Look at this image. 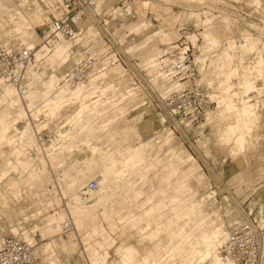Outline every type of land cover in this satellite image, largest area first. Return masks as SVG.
<instances>
[{
  "label": "rangeland",
  "instance_id": "374dc122",
  "mask_svg": "<svg viewBox=\"0 0 264 264\" xmlns=\"http://www.w3.org/2000/svg\"><path fill=\"white\" fill-rule=\"evenodd\" d=\"M15 1H19L20 9L13 6L12 2L6 4V1L0 0V46L15 45L25 48L33 38L37 40L34 49L36 60L31 64L37 66L31 68L35 72L28 69L30 83L34 75L50 67V64H54V68L58 67L52 60L53 56L58 57L64 51H69V60L79 63L89 54L87 49L83 51L82 48L74 54L75 48L71 47L74 39L60 35L53 37L56 38L55 41L39 50L46 43L45 36L50 33L57 4L50 0V10L46 11L47 7L41 0ZM145 1H151L149 5H143L146 9L141 7L142 0L128 1L124 7L128 10L123 13L117 4L112 8L114 0H96L97 10L102 11L103 4L106 3L107 10L114 13L115 10H120L118 13L123 14L122 28H112L113 35L117 36L119 42L117 49L123 65L115 60L113 53H106L104 43L98 40L97 48L103 44L99 51L104 53L84 83L98 74L97 70L104 66L106 71L112 69L115 76L112 79H103L98 84L102 89L104 86L107 88L101 96L103 99L118 90L119 93H125L129 88L134 89L130 95L126 93L127 96L118 106L111 109L112 114L111 111L105 112L104 115L90 120V125L106 124L108 116L116 112V118L113 116L110 124L97 132L98 139L89 140L91 144L100 140L96 150L82 144L79 137L83 134H79L74 139L77 147H74L70 155L62 154L53 160L51 158L52 161L48 163H40L37 154L29 155L31 144L34 143L33 133L21 145L9 144L7 140L0 144V169L5 167L3 163L9 164L13 170L11 176L19 180L22 189L21 197L17 201L7 199L4 206L0 201V243L5 237L24 240V234L27 233L32 237L34 249L38 250L39 256L44 260L42 262L38 256L35 264H49L47 259H43L46 254H41L49 236L41 232L39 227L46 223L52 213L54 220L61 223L58 212L65 211L71 217L75 228L87 229L89 226V235L79 233L73 236L68 231L62 234L61 239L57 233L53 234L55 250L61 264H91L88 253L93 248H99L101 255L107 252L102 264H109L113 259L117 264H190L193 258H196V264H215L211 255L205 257L204 253L197 252L195 237L202 233L204 227L208 229L209 223L220 229L219 237L223 241L225 234L233 226L249 217L262 232L260 264H264V67L262 66L263 71L260 68L259 72L256 71L259 60L264 61V0ZM123 2L125 0H120V3ZM104 11L101 18L108 21L109 16ZM43 22L45 23L41 25ZM85 25L95 27L90 21H86ZM129 27L130 40L121 39ZM205 27L210 30L215 42L205 43ZM95 35L86 40H91L89 46L92 45ZM184 41L189 42L194 57V76L190 83L194 82L204 90L207 103L177 112L165 103L167 94L163 93L168 90L174 92L179 89L174 88L175 84L182 87L183 83L177 78L168 79L164 75L163 79L161 76L158 79L156 76L162 64L173 62L171 60L175 58L172 54L176 45L181 47L179 43ZM57 43L60 45L55 47ZM248 44H251L250 48ZM241 45L248 48H242ZM89 50L94 53L96 49ZM224 51L231 52V65L237 69L227 84L225 82L226 85L219 75L223 72L226 61ZM60 69L62 68L58 67L61 73L65 70ZM245 72L247 79L255 81L256 87L253 90L246 91L241 83L244 79L242 74ZM45 79L47 77L43 80ZM43 80L36 84L39 86ZM229 84L231 91H236L238 95L233 98L227 96V101L232 99L231 102H235L232 104L238 108L246 103L254 104L257 121L255 120L252 130V148L239 150L234 140H221V137H226L223 123L233 121L226 113L225 106L219 103L220 97L227 95L225 87ZM6 88L7 85L1 82L0 98ZM99 94L98 92L96 95ZM44 99L43 97L40 102ZM73 107H66L67 111L64 108L61 112L63 116L58 115L54 122L62 121L66 114L73 111ZM10 136L11 133L8 134ZM47 136L48 130H45L44 137ZM101 151L106 157L113 159L109 163L106 160V165H100L103 167L102 172L95 170ZM3 155L8 156V159L5 160ZM126 156L135 161L133 170H125L123 159L126 160ZM188 156L193 157L195 169L192 168V160L189 161ZM107 167L113 169L109 178V172L104 171ZM21 168L26 170L25 173L21 172ZM37 170H40L39 173ZM105 173L107 178L102 181L100 191L94 196L100 197L97 205L88 207L71 197V184L75 183L77 188L87 186L92 180L99 181V176L103 174V177ZM23 179L32 181V190L26 183L21 182ZM126 180L132 181V184L122 187L119 182ZM40 182L44 183L40 185ZM125 189L129 190L127 194ZM4 190L5 186L0 182V191ZM129 196L133 200L131 203ZM168 197H174V200H169ZM121 202L124 204L118 205ZM73 206L77 211L75 216L71 212ZM114 206L118 212L113 210L111 214V210H106L103 213L105 208ZM66 214L63 213L65 220ZM126 214L129 219L119 220L118 229L110 232L108 227H111V219L116 215L121 217ZM132 220L139 221L136 225L132 224ZM93 223L97 232L90 236L93 233ZM101 227L109 233L108 238L100 235ZM13 228H16L15 232ZM71 239L75 241L74 246L69 243ZM26 240L32 243L28 237ZM62 241L66 242L68 250L62 249ZM118 245L117 255L115 248ZM147 250L152 252L142 259ZM120 253L127 256L128 260L123 262Z\"/></svg>",
  "mask_w": 264,
  "mask_h": 264
},
{
  "label": "bare ground",
  "instance_id": "6f19581e",
  "mask_svg": "<svg viewBox=\"0 0 264 264\" xmlns=\"http://www.w3.org/2000/svg\"><path fill=\"white\" fill-rule=\"evenodd\" d=\"M203 23H204V20H203ZM207 27H205L206 29L203 32V36L206 39L205 43H207V41L208 42H215L214 41L215 39L213 40L212 34L210 33V30L209 31L207 30ZM14 29L19 30V28H14ZM208 29H209V27H208ZM193 38H195V37H193ZM98 40H100V41H102V43H104V40H102V36H99V33L97 34V36L95 35V38L93 39L92 45H90V46L88 45L89 47L87 49L88 50H89V48L96 49L98 47L97 46ZM193 41H194V39H193ZM230 43H231V41H230ZM251 43H253V42H251ZM35 45H37V40L33 38V40H31L30 42H28L26 44L27 47H25V48L32 49V52L34 54ZM101 45H103V44H101ZM231 45H232V43H231ZM243 45H245V44L243 43ZM4 46H2V47H4ZM248 46L250 48L251 44H248ZM241 47L246 48L247 46L245 47V46L241 45ZM246 50H248V49H246ZM224 52H225V56H226V61L223 64L224 70L222 72L220 69L221 72L219 73V75L223 79L224 84H225V82L227 84L230 77L232 75L236 74L237 69H235L231 65V61H232L231 60V58H232L231 52H229V51L228 52L224 51ZM84 58L85 57H83L81 60H83ZM228 58H230V61L228 60ZM259 59H260V57H259ZM33 60H34V57H33ZM33 60L31 61V63L27 67L26 78L21 82L22 83V89H19L18 86H16L15 84L5 80L3 77H0V81L3 84L7 85V87H8V88L3 90L2 97L0 98V144L3 141L7 140V142H9V144L21 145L23 142H25L28 139V137L30 136V133L31 134L33 133L34 134V143L31 144V152L29 153V155H31V153L37 154L39 156L40 163L41 162L48 163V162L52 161L53 159H55L56 157H58V156L60 157L62 154H69L70 155L72 153L74 147H77L76 144H74L75 143L74 139L79 134L80 135L83 134V136H81V137L78 136L81 139L80 142H82V144L87 145L92 150H96L97 146L99 145L98 142L100 140L98 142L93 143V144L89 143V140H96L97 132L98 131L100 132V130L102 128H104L110 124V122H111L110 120L113 116H115L116 112L114 111L115 112L114 115L108 116V118L105 120V121H108L106 124L102 123V124L97 126L95 123V126H94V124L90 125V122H91L90 120L93 117H96L99 115H104L105 112L111 111L112 108H115L116 106H118L123 101L125 96H127L126 93H128L130 95V92H132V90L134 91V89L129 88V89L125 90V93H119V90H118L117 92H115L112 95L107 96L105 99H103L101 96L105 93L107 88H104L105 87L104 86L102 89L101 86L98 87V84H100V82L103 79H106V78L112 79L115 76V72H113L112 69L109 71H106L104 66L100 67L99 70H97L98 74H96L92 78H90V80L87 83H84L88 79L89 75L92 74L94 67L92 68V70L90 72L87 73L86 77L83 80L76 81V82H70V81H67L65 78H66V74L69 72L68 70H69L71 65H68L65 68L64 72L61 73L58 70V67L54 68V64H50V67H48L47 69L45 68L41 73L34 75L32 78V81L30 83L28 81L29 76H30V72L28 71V68L32 64ZM174 60H171V61L174 62ZM169 62L167 63L165 68L163 66H162V68H159L160 72H158L159 74L156 73L158 76V77L156 76V78L159 79V77L161 76V78L163 79L164 75H165L164 77H166L168 79L173 78L167 70V66H170L171 63H173V62H171V63H169ZM257 62L258 61L256 60V63ZM263 62H264L263 59L259 60V62H258L259 65L256 64V65H258L257 69L255 67L256 65L254 66L255 67L254 69H256V71L258 70V72H259V68H260V69H262L261 71H263V68H262V66L264 67ZM159 64H158V66H159ZM117 65H119V64H117ZM93 66L96 67L97 63L93 64ZM118 67H120V66H118ZM246 70L249 71V69H247V68H246ZM247 72L242 74L244 76V79H243V82H241V83H243V86L246 89V91H250V90H253L256 86L254 85L255 81H251V79L246 78ZM117 73H118V70H117ZM258 74H260V73H258ZM242 75H240V76H242ZM45 76L47 77V79L43 80L44 78H46ZM249 76H250V74H249ZM249 76H248V78H249ZM158 79H156V80H158ZM40 80H43V81L38 86L36 83H37V81H40ZM223 81H222V83H223ZM1 82H0V84H1ZM61 82L63 84H61ZM210 82H211V80H210ZM176 85L177 84H175L174 88H177V87L180 88L179 85H177V86ZM70 87H75V88L71 89ZM41 89H42V91H41ZM41 92H43V93H41ZM98 92L100 94L96 95ZM168 93H169V90L163 94H168ZM225 93L227 95L221 96L219 99V103H222L225 106L226 113L229 114V117H231L233 119V121L230 123H223L224 128H225L224 131H225L226 137L222 135L223 138L221 137V140L224 138H226L225 140H227V141L234 140L236 147L239 150H243L246 148L249 149V148L254 147V145L252 146L253 142L251 141L253 126H254L255 120L257 118L255 113H254V110H253V109H255V107L253 108L254 104H250V103L247 104L246 103L247 101H244L246 104H244L243 106L241 105V108H238L237 106L232 104V103H235L234 101L231 102L232 99L230 101L231 103L229 101H227L226 100L227 96H228V98H231V97L233 98L235 95H238V93L236 91L235 92L231 91L230 84L225 87ZM245 93L243 92V94H245ZM163 94H161V95H163ZM0 96H1V94H0ZM43 97L45 98L44 101L40 102L41 99L43 100ZM94 98H96V99L94 100ZM228 100H230V99H228ZM240 102L242 103V101H240ZM3 105H4V107L2 108ZM71 106H74L73 111L71 110L72 112L70 114H68V115L66 114L62 118V121H60V122L58 121L55 123L54 122L55 118H57L58 115H60V114L62 115L61 112H63V109L65 108L64 110L67 111L66 107H71ZM111 114H112V111H111ZM115 118H116V116H115ZM102 119H103V117H102ZM100 120H99V122H100ZM101 121L103 122V120H101ZM221 127H222V124H221ZM45 130H48L47 138L44 137ZM13 131H14V133H12ZM10 133H11V136L8 137V134H10ZM15 135H17V136H15ZM231 145H232V143H231ZM51 158H52V160H51ZM125 158H126V160L123 159L124 167L126 166L125 170H128L129 168L131 170H133L132 166L135 165V161L132 160L129 156H126ZM192 158L193 157L188 156L189 161H191ZM194 163L195 162H193V160H192L193 165H191V166H192V168L194 167V169H195L196 165ZM151 165L153 166V164H151ZM154 166H156V165H154ZM148 167L150 168L151 166H148ZM148 167H147V169H148ZM135 170H137V169H135ZM148 170H150V169H148ZM186 170H188V169H186ZM104 171L109 172L108 173L109 174L108 178H109L110 172H112L113 169L110 170V168L107 167ZM184 172H186V171H184ZM102 175L99 176V181L96 180L97 182H96L95 187H89L88 186L89 182H88L87 186L85 185V186H81L79 188H77L75 183L71 184V189H70V187H69V189L72 192V197L76 198V202L80 201L88 207L95 206L99 203L100 197H98V196L94 197V196L100 191L99 189L102 186V181H105V179L107 178L106 173L104 174L103 177H102ZM111 175H112V173H111ZM96 191H98V192L95 193ZM168 199L174 200V197H172V199L168 197ZM242 222H249L252 225L256 226L255 223L253 222V220L250 219L249 217L247 220L241 221L239 223H242ZM65 223H67V225H68L67 228H65L67 226V225H65ZM239 223H237V224H239ZM61 227L65 231L74 230V225L72 223L71 217L67 220L63 219ZM229 232L230 231H228L225 234L224 239L227 237ZM224 239H223V241H224ZM24 241H26L27 243H29L31 245H34L33 243L28 242L27 240H24ZM223 241L220 240L218 232L210 227L208 229L203 228L202 233L200 235H198L197 237H195L194 244H195V246H197V248H196L198 250L197 252H200L202 254L204 253L205 257H208L211 255L215 264H223L222 259L220 258V254H219L220 246L222 245ZM34 254H35V256L38 257L37 249H34ZM124 261H126V260H124ZM192 261H193V262H191L192 264H196L197 260H196V258H193Z\"/></svg>",
  "mask_w": 264,
  "mask_h": 264
},
{
  "label": "built area",
  "instance_id": "2783aa9c",
  "mask_svg": "<svg viewBox=\"0 0 264 264\" xmlns=\"http://www.w3.org/2000/svg\"><path fill=\"white\" fill-rule=\"evenodd\" d=\"M55 2L57 12L52 16L49 30L52 37L60 35L67 39H75L76 35L87 30L86 21L93 22L94 28L99 31V36H102L104 40L106 53H113L117 61L123 62L117 49L119 43L117 36L113 35L112 28L103 22L101 11L96 9L95 0H55ZM77 19L83 21L82 28L79 27ZM88 44L82 46L83 51L88 48ZM179 44L181 47L176 45L172 54L175 60L167 66V70L173 78L179 79L183 86L174 92H169L165 97V103L177 112L187 111L193 106L207 103L204 90L194 82L190 83L194 76V57L190 44L188 41ZM103 53V51H97L95 54H87L88 56H85L78 64L75 63L69 68L65 79L70 82L83 80L94 67L93 64H99ZM33 57L32 49L19 48L15 45L0 46V77L22 89L21 82L26 78L27 67ZM166 65V63L163 64V67L165 68ZM95 186L96 181L92 180L89 187ZM67 227L68 225L65 228ZM261 233L260 229L249 222L233 226L220 246L219 254L223 264H260ZM36 260L34 245L16 237H5L1 241L0 264H35Z\"/></svg>",
  "mask_w": 264,
  "mask_h": 264
},
{
  "label": "crops",
  "instance_id": "0c3cea01",
  "mask_svg": "<svg viewBox=\"0 0 264 264\" xmlns=\"http://www.w3.org/2000/svg\"><path fill=\"white\" fill-rule=\"evenodd\" d=\"M4 1H6V4H8V3H10V2H12L13 3V6H15L16 8H19V4H18V2H16L15 0H4ZM44 4H45V6L47 7V9H45L46 11H48V10H50V7H51V1L50 0H41ZM54 2H55V0H53ZM122 1V0H121ZM128 1H130V0H125V2H123V3H120V0H114V2H112V6H114V7H112V8H115V4H117L118 6L117 7H119L120 8V10H121V12H123V13H125L128 9L127 8H125L124 9V7L126 6V4L127 3H129ZM95 2H96V0H95ZM151 3V1H145V0H142V2H141V7L142 8H144V9H146L145 8V6H147V5H149L150 3ZM99 3V2H98ZM98 4H97V2H96V9L98 8V6H97ZM143 5H145V6H143ZM103 6H104V9L101 11V14H103L102 12L104 11V13H106L107 14V16H109V19H108V21H106L104 18H102L106 23L105 24H107V26L108 27H110V28H119V29H121L122 28V26L121 25H123V23H122V16L121 15H123V14H119L118 12H120V10H115L116 12L114 13V12H111L112 10H107L106 9V7H107V4L105 3V4H103ZM57 8V7H56ZM20 9V8H19ZM55 10H57V9H55ZM101 10V9H100ZM21 11V10H20ZM97 11H99V10H97ZM51 12H52V10H51ZM53 12H54V10H53ZM57 12V11H56ZM56 12L54 13V15H56ZM109 13V14H108ZM106 16V15H105ZM106 16V18H108ZM78 21V25H79V27L80 28H82V24H83V21L82 20H79V19H77ZM103 21V22H104ZM45 22H43L41 25H43ZM140 23H141V21H140ZM129 30L127 31V32H125L121 37V39H123V38H129V40H130V27L128 28ZM114 31H116V30H114ZM37 35H38V37H39V34L37 33V32H35ZM96 33H99V31L97 30V29H95L94 27H88L87 28V30L86 31H82V33H80V34H78V35H76V37L78 36L79 38H76L75 37V39H74V42H72L73 43V46H71L72 48H75V51H74V54H75V52L76 51H78L79 49H81L82 48V46H85V42H87L86 40H88V39H90V38H93V36L96 34ZM113 33V32H112ZM50 36V33L47 35V38H48V40L46 41V43H44V44H42V46L39 48V50L41 49V48H43V47H47L48 46V44H50L51 42H53V41H55L56 40V38H53V37H49ZM46 37V36H45ZM72 43H71V45H72ZM87 43H90V41L89 42H87ZM86 43V44H87ZM77 44V45H76ZM57 45H60V43H57L56 45H55V47L57 46ZM55 47H54V49H55ZM102 47H103V45L102 46H100L99 48H96V50H95V52H94V54L97 52V51H99V50H101L102 49ZM87 52L89 53V54H93V52H91V50H88L87 49ZM34 60H36V55H35V52H34ZM33 60V61H34ZM52 60L54 61V63H55V65L56 66H58V67H60V68H62V69H60V70H63L64 68H66L68 65H73V64H75V62H71L70 60H69V51L68 52H66V53H63L61 56H58V57H56V56H53V58H52ZM79 62V61H78ZM78 64V63H77ZM107 64V63H106ZM34 66L36 67L37 65H30V71L31 72H35V69H31V68H34ZM70 66V67H71ZM38 70V69H37ZM39 71V70H38ZM101 153L102 154H99V157H100V159H99V161H98V167L95 169V170H97V171H103L102 170V168L103 167H101L100 165H102V164H105L104 162L106 161V160H108V162L107 163H109V162H111L113 159L112 158H110V157H106L105 156V153H103L102 151H101ZM1 154V153H0ZM1 156V155H0ZM4 156V155H3ZM5 157V156H4ZM5 160H7L8 159V156L7 157H5L4 158ZM18 159L19 160H21L22 158L21 157H18ZM23 160V159H22ZM106 163V164H107ZM105 164V165H106ZM3 165L5 166L4 168H1L0 169V182H3V185L5 186V190L3 191V192H1L0 191V201L2 202V204H3V206L4 205H6V201H7V199H15L16 201L18 200V199H20V197H21V193H22V189H21V187L19 186V180H17V179H13V175L11 176V172H13V170H12V167L8 164H4L3 163ZM104 166V165H103ZM22 169V171L21 172H23V173H25V169L23 170V168H21ZM36 170V169H35ZM40 171V170H39ZM39 171L37 170V173H39ZM112 173H113V171H112ZM113 175V174H112ZM111 175V176H112ZM6 179V180H5ZM3 180H5V181H3ZM21 182H24V183H26L27 185H28V187H29V189H33V187H32V185H33V183H32V181H27V179H23V180H21ZM45 182V181H44ZM44 182H40V185H41V183H44ZM46 183H49V182H46ZM120 183V185L122 186V187H124V186H126V185H130V184H132V181H130V180H126V181H122V182H119ZM39 184V183H38ZM100 190V189H99ZM98 190V191H99ZM126 190V189H125ZM98 191H96L95 193H97ZM129 192V190H126V194ZM10 195H9V194ZM125 194V195H126ZM46 195V194H45ZM71 197H72V195H71ZM134 199H136V198H134ZM101 201H102V199H101ZM129 201H130V203L131 202H133V200H132V198H131V200H130V196H129ZM80 203V202H79ZM76 204V206H78L77 204L78 203H75ZM120 204H124L123 202H121V203H118V205H120ZM106 210H111V214H112V211L114 210H116V212H118V210L115 208V206L114 207H111V208H105V210L103 211V213L106 211ZM60 211H64V210H60ZM57 212V211H56ZM71 212H72V214L75 216L76 214H77V211H75V206H73L72 208H71ZM63 213L64 214H66V212L64 211V212H58V219H60V220H63V219H65V217H64V215H63ZM66 216H67V219H69L70 218V216H69V214H66ZM66 219V220H67ZM129 219V216L126 214V215H123V216H121V217H117V215H116V217H114L113 219H111V227H108V229H109V231L110 232H115L117 229H118V224H117V222L119 221V220H128ZM100 221H104V219H100ZM139 220H132V224L133 223H136V225H137V222H138ZM73 223V222H72ZM96 223V222H95ZM95 223H93L92 225H91V227L93 228V233L91 234L90 233V236H93V234H95L96 232H97V228H95L94 227V225H95ZM61 224H62V222L60 223V222H58V221H56V220H54V213H52V214H50L49 216H48V219H47V221H46V223L43 225V226H41V227H39V229L41 230V232H43L44 234H47L48 236H49V240L48 241H46L45 242V244H44V246H43V249H42V252H41V254H46V256H45V258H43V259H47L48 260V263L49 264H61V262H60V258L58 257V254H57V252H56V250H55V245H56V241H55V239H54V235L53 234H55V233H57L58 234V236H59V238H61V239H63L62 238V234L63 233H65V232H68V231H65L62 227H61ZM208 225H209V228L211 227L212 229H214V230H216L217 232H218V234H219V236H220V229L219 228H217L216 226H213V225H210L209 223H207ZM106 225H107V223H106ZM108 226V225H107ZM116 227V228H115ZM88 228H89V226L87 227V229H78V228H75L74 227V230H72V231H69L70 233H72L73 234V236H77L79 233H87L88 235H89V231H88ZM115 228V229H114ZM205 228V227H204ZM221 228V227H220ZM13 231L15 232L16 231V228H13ZM100 235L102 236V238H108L109 237V233H106L105 232V229L103 228V227H101V230H100ZM28 237V240H30V241H32V237L31 236H29V234H27V233H25L24 234V240H26V238ZM1 241H2V239H1ZM32 243H33V241H32ZM69 243L70 244H72L73 246L75 245V241L73 240V239H71V240H69ZM121 244V243H120ZM119 244V245H120ZM119 245L115 248V253L118 255V253H117V248L119 247ZM61 246H62V249H65V250H68V248H67V244H66V242L65 241H62V244H61ZM127 246H130V245H127ZM150 252H152V251H150V250H147L143 255H142V259L145 257V256H147V254L148 253H150ZM37 253H38V256H39V252H38V250H37ZM138 253V252H137ZM106 254H107V252L105 251V254H99V248H93L92 249V251H90L89 253H88V259L90 260V262H91V264H102V263H104L105 262V258H106ZM120 255H121V259L124 261V260H128V258H127V256H125L123 253H120ZM41 256V255H40ZM39 256V257H40ZM41 258V257H40ZM142 259H141V261H142ZM41 261H42V258H41ZM44 261V260H43ZM42 261V262H43ZM125 262V261H124ZM109 264H117V263H115L114 262V259L113 260H111L110 262H109Z\"/></svg>",
  "mask_w": 264,
  "mask_h": 264
}]
</instances>
